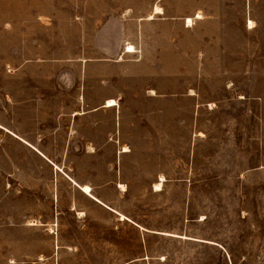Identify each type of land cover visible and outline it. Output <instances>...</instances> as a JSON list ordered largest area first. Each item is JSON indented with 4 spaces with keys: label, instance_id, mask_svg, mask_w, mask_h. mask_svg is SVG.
<instances>
[{
    "label": "rangeland",
    "instance_id": "374dc122",
    "mask_svg": "<svg viewBox=\"0 0 264 264\" xmlns=\"http://www.w3.org/2000/svg\"><path fill=\"white\" fill-rule=\"evenodd\" d=\"M154 1L0 0V264H264V68H250L249 80L236 74L218 95L209 90L217 103L203 106V134L162 162L186 170V183L121 202L148 226L179 237L137 230L104 209L89 224L63 216L52 231L35 216L48 212L41 202L20 191L19 161L29 154L12 136L57 108L35 104L57 96L51 68L81 59L84 24L139 15ZM261 36L264 26L254 25L252 44ZM63 86L72 96L74 85Z\"/></svg>",
    "mask_w": 264,
    "mask_h": 264
},
{
    "label": "crops",
    "instance_id": "0c3cea01",
    "mask_svg": "<svg viewBox=\"0 0 264 264\" xmlns=\"http://www.w3.org/2000/svg\"><path fill=\"white\" fill-rule=\"evenodd\" d=\"M88 24L81 59L51 68L59 74L57 96L36 99L57 108L12 132L29 154L19 161L20 191L41 202L48 212L35 216L46 217L41 224L52 231L63 216L89 224L104 209L137 230L170 233L121 202L186 183V170L162 162L203 134V106L217 103L208 98L211 88L218 95L234 86L236 74L249 80L250 68H264V36L251 39L254 25L264 26V0H155L142 14ZM63 85H74L72 96Z\"/></svg>",
    "mask_w": 264,
    "mask_h": 264
},
{
    "label": "bare ground",
    "instance_id": "6f19581e",
    "mask_svg": "<svg viewBox=\"0 0 264 264\" xmlns=\"http://www.w3.org/2000/svg\"><path fill=\"white\" fill-rule=\"evenodd\" d=\"M155 11H157V12H161V9L160 8H156V10ZM156 13V12H155ZM199 17V16H198ZM193 23V22H192ZM250 24H252V23H250ZM129 50L127 51L128 53H135V50H134V48L133 47H129L128 48ZM106 104V103H105ZM110 105H115V103H113L112 101H110V103H109V106ZM107 106V105H106ZM125 150H126V148H124ZM128 149V148H127ZM161 181H164V179L162 178L161 179ZM161 187H162V183L161 184H157V185H155V188H156V190H161ZM85 191L86 192H89L90 191V189L88 188V187H85ZM123 217V220H126V217H124V216H122ZM166 235H168V236H174V237H179V236H177V235H174V234H169V233H165ZM184 239H191V238H188V237H183ZM199 241H203V240H199ZM209 244H211V245H213L214 243L213 242H209V241H207Z\"/></svg>",
    "mask_w": 264,
    "mask_h": 264
},
{
    "label": "built area",
    "instance_id": "2783aa9c",
    "mask_svg": "<svg viewBox=\"0 0 264 264\" xmlns=\"http://www.w3.org/2000/svg\"><path fill=\"white\" fill-rule=\"evenodd\" d=\"M129 49H126V51H128Z\"/></svg>",
    "mask_w": 264,
    "mask_h": 264
}]
</instances>
